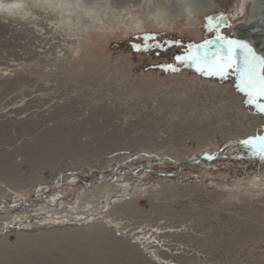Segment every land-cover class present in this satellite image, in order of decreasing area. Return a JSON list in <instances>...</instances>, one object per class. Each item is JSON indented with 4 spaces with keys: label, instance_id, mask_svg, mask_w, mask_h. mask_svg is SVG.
<instances>
[{
    "label": "rangeland",
    "instance_id": "rangeland-1",
    "mask_svg": "<svg viewBox=\"0 0 264 264\" xmlns=\"http://www.w3.org/2000/svg\"><path fill=\"white\" fill-rule=\"evenodd\" d=\"M75 1L81 14L70 19L44 9L25 19L0 11V39L7 43L0 41V54L9 62L0 60V199L38 207L25 205L5 217L20 220L0 237V263L29 257L37 263L74 262L81 251L96 249L97 234H106V245L126 250L125 264H147L148 256L155 264H264V157L240 143L264 135V113L247 103L231 70L221 79L175 60L189 45L215 39L216 28L209 31L208 24L216 18L220 35L243 40L235 32L238 22L230 21L234 0H211L214 8L200 20L172 14L177 0ZM85 11L90 17H81ZM145 36L155 37L147 51ZM205 152L217 159L181 166ZM125 161L128 169L119 167ZM67 173L87 184L116 177L112 185L94 184L81 193V182L76 191L69 185L57 189L67 204L58 206L62 217L56 222L58 213L49 205L57 196L45 187L56 186L60 175L73 183L76 178ZM112 195L119 199H113L110 216L85 223ZM82 203L83 212L91 213L76 216ZM38 222L49 225L29 229ZM25 224L31 225L21 229ZM136 237L143 242L140 249L128 243ZM110 253L101 264L116 260Z\"/></svg>",
    "mask_w": 264,
    "mask_h": 264
},
{
    "label": "bare ground",
    "instance_id": "bare-ground-1",
    "mask_svg": "<svg viewBox=\"0 0 264 264\" xmlns=\"http://www.w3.org/2000/svg\"><path fill=\"white\" fill-rule=\"evenodd\" d=\"M234 6H233V10L231 11V22H233V23H236V22H238V24L236 25V26H234L235 27V32L237 33V37L239 38V39H243V40H245V41H248V42H250L251 44H253L254 46H255V48H256V50H257V53L259 54V55H264V0H234ZM1 4H2V6H1ZM211 4V0H177V1H175V6H174V8L172 9V14H175V15H177V14H180V15H184V16H186V18L187 19H192V20H200L202 17H203V14L205 13V14H207L210 10H212L213 8H214V5H210ZM92 9H95V7L94 6H92L91 7ZM50 10L52 13L53 12H55V16H57L58 18H59V16H64L65 18H68V19H70V17H71V15L73 14V16H75V15H77V14H81V12L80 11H77L76 10V1L75 0H70V1H66V0H4V1H1L0 2V11L1 12H3V13H7L8 15H10L11 17H21V19L22 18H24L25 19V17L28 15L29 17H33V16H35V15H38V16H40L41 15V11L42 10ZM232 9V8H231ZM75 12H77V13H75ZM75 13V14H74ZM35 14V15H34ZM44 14V13H43ZM48 14H50V13H48ZM200 14V15H199ZM82 15L83 16H81V17H90L89 16V13L88 12H83L82 13ZM46 17V16H45ZM229 17V16H228ZM1 18V17H0ZM10 18V17H9ZM49 18V17H48ZM3 19V18H2ZM16 19V18H15ZM60 19V18H59ZM186 19V20H187ZM8 20V19H7ZM11 20V19H10ZM19 20V19H18ZM28 20V19H27ZM39 20V19H38ZM57 20V19H56ZM1 22H2V20H0ZM12 21V20H11ZM22 21V20H21ZM33 21H35V20H33ZM0 22V23H1ZM5 23V22H4ZM17 23H18V21H17ZM23 23V22H22ZM46 23H48V22H46ZM194 23V22H193ZM40 24V23H39ZM45 24V23H44ZM6 25V24H5ZM3 26V25H2ZM9 26H11V23H10V25ZM17 25H15V27H16ZM44 26V25H43ZM42 26V27H43ZM50 26V25H49ZM23 27V26H22ZM35 27V26H34ZM38 27H39V25H38ZM7 28V27H6ZM13 28V27H12ZM17 28V27H16ZM19 28V27H18ZM49 28H51V26L49 27ZM48 28V29H49ZM2 29H5V28H2ZM11 29V28H10ZM15 29V28H14ZM23 29V28H22ZM26 29V28H25ZM30 28H28V30H29ZM34 29V28H33ZM38 29V28H37ZM47 29V30H48ZM54 29V28H53ZM22 31V30H20V29H16V31ZM27 30V31H28ZM42 30V29H41ZM45 30V29H44ZM7 31V30H6ZM5 31V32H6ZM9 31V30H8ZM11 31V30H10ZM26 31V30H25ZM24 31V32H25ZM33 31H35V29L33 30ZM43 31V30H42ZM52 31V30H51ZM2 32V31H1ZM4 32V31H3ZM14 32H15V30H14ZM13 32V33H14ZM41 32V31H40ZM40 32H38V33H40ZM53 32V31H52ZM8 33V32H7ZM9 33H11V32H9ZM8 33V34H9ZM18 33V32H17ZM17 33H14V34H17ZM27 33V32H26ZM49 34H51L50 32H48ZM14 34H12V35H14ZM25 34V33H24ZM29 34V33H28ZM0 35H2V33L0 34ZM7 35V34H6ZM10 35V34H9ZM3 36V35H2ZM19 36V35H18ZM24 36V35H23ZM23 36H21V39H22V37ZM35 36V35H34ZM41 36H42V33H41ZM48 36V35H47ZM51 36H53V35H51ZM12 37V36H11ZM15 37H16V35H15ZM30 37H31V35H30ZM29 37V38H30ZM5 38H7L6 36H5ZM20 38V37H19ZM45 38V37H44ZM43 38V39H44ZM48 38H49V36H48ZM2 39V38H1ZM1 39H0V41H1ZM9 39H10V37H9ZM9 39H7V41L9 40ZM12 39V38H11ZM10 39V40H11ZM14 39V38H13ZM17 39V38H16ZM15 39V40H16ZM23 39H25V38H23ZM22 39V40H23ZM45 39H47V38H45ZM51 39V38H50ZM4 40V39H3ZM10 40L8 41V46H9V43H11L10 42ZM18 40V39H17ZM21 40V41H22ZM27 40V39H26ZM36 40H38V39H36ZM40 41V40H39ZM50 41V40H49ZM2 43H4V45L5 44H7V43H5V41L3 42V41H1ZM31 42V41H30ZM44 42V41H43ZM21 43V42H20ZM20 43H19V46H20ZM24 43V42H23ZM38 43V42H37ZM12 44V43H11ZM26 44V43H25ZM30 44V43H29ZM41 44V43H40ZM48 44H50V43H48ZM52 45V44H51ZM6 46V45H5ZM12 46V45H11ZM33 46V45H32ZM41 46H43V45H41ZM1 47V46H0ZM2 47H3V45H2ZM7 47V46H6ZM27 47V46H26ZM19 48V51H16V52H20V48L21 47H18ZM28 48V47H27ZM27 48H26V50H27ZM23 49V47L21 48V50ZM29 49H31L30 47H29ZM39 49V48H38ZM2 50H3V48H2ZM33 50H34V48H33ZM44 50V49H43ZM9 51V50H8ZM11 51V50H10ZM4 52V51H3ZM6 52V51H5ZM12 52H13V50H12ZM22 52V51H21ZM20 52V53H21ZM24 52H25V49H24ZM26 52H29V50H27ZM0 53H2L1 51H0ZM8 52H6L5 54H7ZM9 54H10V52H9ZM9 54L7 55V56H9ZM13 54V53H12ZM11 54V55H12ZM29 54H30V52H29ZM1 55L2 54H0V58H1ZM15 55V54H14ZM13 55V56H14ZM17 55V54H16ZM16 55H15V57H16ZM19 55V54H18ZM17 55V56H18ZM21 55V54H20ZM23 55H24V53H23ZM35 55H38V53L37 54H35ZM34 55V56H35ZM40 55V54H39ZM24 56H26V55H24ZM24 56H21V57H24ZM33 56V55H32ZM20 57V56H19ZM10 58H12V57H10ZM14 58V57H13ZM18 58V57H17ZM25 58V57H24ZM35 59L37 58V57H34ZM3 58H1L0 60H2ZM6 59V58H5ZM15 59V58H14ZM20 59V58H19ZM8 60H12V59H8ZM7 60V61H8ZM23 60V59H22ZM21 60V61H22ZM41 60V59H40ZM3 61H5L4 59H3ZM2 62V61H1ZM12 62V61H11ZM17 62H19V64H20V61H17ZM23 62V61H22ZM7 63H9V62H6L5 61V64H7ZM3 64V63H2ZM4 64V65H5ZM22 65V64H21ZM1 67H2V65H0ZM10 66V65H9ZM5 70V69H4ZM3 70V71H4ZM7 70V69H6ZM2 71V72H3ZM10 72H12V71H10ZM5 74V73H4ZM3 74V77L4 76H8V75H4ZM2 76V75H1ZM230 79V78H229ZM237 83V82H236ZM208 86V85H207ZM204 87V86H203ZM229 88V87H228ZM231 90V89H230ZM229 89H228V91H230ZM44 112V111H43ZM52 112V111H51ZM44 113H46V111L44 112ZM43 113V114H44ZM54 113V112H53ZM38 115V114H37ZM48 115V114H47ZM39 117V116H38ZM45 117H47V116H45ZM40 118H42V117H40ZM42 142H43V140H42ZM62 143V142H61ZM71 146V145H70ZM43 148V147H42ZM42 150V149H41ZM46 151V150H45ZM122 151V150H121ZM220 152V151H219ZM206 153V152H205ZM226 153V152H225ZM210 154V153H209ZM145 155V154H144ZM213 155V154H212ZM215 155H218V154H215ZM227 155H228V153H227ZM249 155V154H248ZM245 156H247V155H245ZM135 157V156H134ZM215 157H217V156H215ZM223 157H224V155H223ZM226 157V156H225ZM232 159V158H231ZM188 160H194V159H188ZM187 160V161H188ZM128 161V160H127ZM132 161H134V160H132ZM232 161V160H231ZM179 163V162H178ZM127 164V163H126ZM126 164H123V166L125 167V168H129V165H126ZM137 164V163H136ZM193 165V164H192ZM11 166V165H10ZM181 167V166H180ZM179 167V168H180ZM67 168V167H66ZM71 168V167H70ZM73 168V167H72ZM143 169H142V171H139L138 172V174H136L135 175V178H137L136 179V182L137 181H139V176L141 177V176H143V173L145 174L146 173V171H147V168H144V167H142ZM76 169V168H75ZM114 169V168H113ZM151 169V168H150ZM181 169V168H180ZM183 169V168H182ZM3 170V169H2ZM4 170H5V168H4ZM57 170H58V168H57ZM120 170V172H122V170H121V168L119 169ZM192 170V169H191ZM115 171V170H114ZM4 172V171H3ZM6 172V171H5ZM113 172V171H112ZM129 172L131 173V170H129ZM137 172V171H136ZM152 172H154V171H152ZM111 173V172H110ZM122 174V173H121ZM164 174V173H163ZM5 175V174H4ZM67 175V174H66ZM110 175H112V174H110ZM115 175V174H114ZM113 175V176H114ZM118 175V174H117ZM10 176H11V174H10ZM35 176V175H34ZM64 176H65V174H64ZM177 176V175H176ZM104 177V176H103ZM115 177H116V175L113 177V178H111V179H107V178H101V180H96V183H94V184H101V185H112L113 183V181H114V179H115ZM133 177V176H132ZM54 178V177H53ZM118 178V177H117ZM42 179V178H41ZM66 179H63V183H64V181H65ZM119 180V179H118ZM53 181V180H52ZM55 181V180H54ZM80 181V180H79ZM116 181V180H115ZM120 181V180H119ZM50 182V181H49ZM121 182V181H120ZM82 185H83V188L82 189H80V185L79 186H77V185H73V187L74 186H77L75 189H73V190H79L80 189V191H78L79 193H81V192H85L86 190H84V189H88V190H90L89 188L91 187V186H93V185H91L90 183L89 184H87V183H85V182H82L81 183ZM153 184V183H152ZM162 184V183H161ZM34 185V184H33ZM44 184H40L39 185V188H42V186H43ZM139 186H144L143 184L142 185H139ZM146 186H147V184H146ZM35 187V186H34ZM54 187L55 186H53V184H51V185H49L48 184V186H46L45 188H49V190H48V194L50 195V196H52V192H54L53 191V189H54ZM68 187V186H67ZM8 188V187H7ZM45 188H42V189H45ZM31 189V188H30ZM111 189V188H110ZM131 189V188H130ZM101 190V189H100ZM135 190V189H134ZM9 191V190H8ZM30 191H32L33 193H35V190L33 191V190H30ZM38 191V190H37ZM61 191V190H60ZM74 191V192H75ZM130 191V190H129ZM11 192V191H10ZM70 192V191H69ZM132 192V191H131ZM2 193V192H1ZM16 193V192H15ZM22 193V192H21ZM76 193V192H75ZM40 194H42L43 196L45 195V192L44 191H41V193ZM39 193H38V195H40ZM54 194V193H53ZM89 194V193H88ZM95 194V193H94ZM7 195H8V193H7ZM27 195V194H26ZM79 195V194H78ZM77 195V196H78ZM93 195V194H92ZM16 196H18V195H16ZM46 196V195H45ZM76 196V197H77ZM84 196V195H83ZM126 196V195H125ZM129 196V195H128ZM53 197V196H52ZM95 197V196H94ZM123 196L121 195V198H122ZM33 198V197H32ZM40 198V197H39ZM68 198V197H67ZM67 198H66V200H67ZM115 198H118L119 199V195H112L110 198L108 197V199H107V203H106V206L105 207H103L98 213H97V215L96 216H94V217H92V215H87V213H91L90 211H91V209H89L88 211H85V212H83L84 211V206H83V203H82V206H80L79 204H78V209L77 210H75L74 209V211H76V216H80V215H83V217H84V215H85V213H86V215L87 216H85V223H93V221L94 222H98V223H102L101 221H103V220H105L106 218H108L109 216H108V214L113 210V208H114V206H115V201L113 200V199H115ZM127 198V197H126ZM48 199V198H47ZM74 199V198H73ZM80 199V198H79ZM117 199V200H118ZM1 200H3V199H0V213L2 212V214H4L3 216H4V218H3V216L1 217V219L3 218L4 219V223L3 224H1L0 225V237L1 236H3L5 233H6V231L8 230V228L9 227H11L12 226V222H18L19 220H20V218L18 217V219H14V220H12L11 221V219H13V217L11 218V219H5V217H7V216H9L10 214H13L14 212H15V210H20L21 209V207H25V205L26 206H30V208H33L35 211H36V209L35 208H38V207H34V206H32V204L30 205V204H27V202H26V200H18L17 202H14V203H11V202H9V201H6V202H2ZM6 200H7V198H6ZM32 200V199H31ZM71 200V199H70ZM83 200V199H82ZM29 201V200H28ZM40 201V200H39ZM38 201V202H39ZM93 201V200H92ZM119 201V200H118ZM52 202V201H51ZM64 202H66L65 201V199H63V198H58V199H54V202L52 203V205H49V208H52V209H54L55 210V212H57L58 210V212H60V209H58V206H61V205H63L64 204ZM80 202H82V201H80ZM79 202V203H80ZM87 204H90V201H87L86 202ZM66 204H67V202H66ZM68 204H71V203H68ZM35 205H37V204H35ZM40 205V204H39ZM73 206H75V204H73ZM47 207V206H46ZM45 207H43L42 206V208H40V209H38V210H42V209H44ZM57 208V209H56ZM51 209V210H52ZM51 210H50V212H51ZM53 210V211H54ZM62 210H63V208H62ZM71 211H73V210H71ZM11 212H13V213H11ZM57 212V213H58ZM31 213V212H30ZM63 213V212H62ZM70 213V212H69ZM59 214V213H58ZM75 214V213H74ZM15 215V214H14ZM62 217V216H61ZM82 217V218H83ZM15 218V217H14ZM67 218V217H66ZM81 218V219H82ZM89 218H91V219H89ZM108 220V219H107ZM2 223V222H1ZM33 223H35V222H33ZM65 223V222H64ZM52 224H54V223H52ZM56 224V223H55ZM110 224V223H109ZM120 224V223H119ZM3 225L4 226H6L7 228H4L3 227ZM28 225H31V224H25V225H23V226H21V229L22 228H24V227H27ZM46 225H47V223L46 222H38V223H36V225L35 226H30L29 227V229H32L33 227L35 228V229H38V227H40V228H43V227H46ZM51 225V224H50ZM76 225V224H75ZM70 226V225H69ZM82 226H85V224L84 225H82ZM88 226H90V225H88ZM117 226H119V225H117ZM52 227V226H51ZM74 227H76V226H74ZM99 227V226H98ZM48 228V227H47ZM66 228V227H65ZM70 228H73V227H70ZM70 228H68V229H70ZM53 229V228H52ZM78 229V228H77ZM120 229H122V228H120ZM158 229V228H157ZM159 229H160V227H159ZM162 229V228H161ZM63 230H64V228H63ZM109 230V229H108ZM123 230V229H122ZM163 230V229H162ZM25 231H30V230H25ZM50 231V230H49ZM154 233L156 232V231H153ZM154 233H152V235H151V238L154 236ZM26 235H28V237H30V235L29 234H31V233H25ZM127 234V233H126ZM130 234V233H129ZM159 234L161 235V232H159ZM106 235V234H105ZM104 235V236H105ZM121 235L123 236V232H121ZM96 236V235H95ZM104 236H102V235H99V234H97V237H98V241H99V244H96V249L94 248V247H92V248H94L93 250V252L90 254V251H85V250H83V251H81V253H82V257L79 259V260H76V261H74V262H72V261H70V260H73L72 258L70 259V260H63V261H55V262H57L58 264H101L102 262H104V260H102V259H104L105 258V255H106V252H108V253H110L111 255H112V253L114 254V256L116 257V258H114V259H116V260H114V262L112 261L110 264H125V258H124V256H126L127 254H125L124 255V252H126V250H124L120 245H118V246H109V245H106L107 244V239L106 238H104ZM116 236V235H115ZM121 236V237H122ZM159 236V235H158ZM158 236H157V238H158ZM84 237V236H83ZM120 237V238H121ZM3 238V237H2ZM31 238V237H30ZM72 238V237H71ZM85 238V237H84ZM154 238H155V236H154ZM1 239V238H0ZM69 239V238H68ZM97 239V238H96ZM69 240H71V239H69ZM130 241V242H129ZM132 241V242H131ZM140 240H138V237H136V238H134L133 240H128V243H129V245L130 246H132L133 248H138V249H140L141 248V245H142V243L141 242H139ZM157 241V240H156ZM74 242V241H73ZM76 243V242H75ZM104 243V244H103ZM85 244V243H84ZM83 244V245H84ZM93 244H95V243H93ZM112 244V243H111ZM123 244V243H122ZM93 246V245H92ZM144 246L145 245H143V248H144ZM152 248L153 247H156V249H157V246H151ZM126 248H128V247H126ZM125 248V249H126ZM132 248V249H133ZM89 249V248H88ZM149 249H150V247H149ZM155 249V248H154ZM79 250V249H78ZM77 250V251H78ZM173 250V249H172ZM172 250H171V252H172ZM73 251V250H72ZM135 251V250H134ZM136 251H137V249H136ZM145 251V250H144ZM156 251V250H155ZM166 251V250H165ZM129 252V251H128ZM147 252V251H146ZM145 252V253H146ZM73 253H75V252H73ZM80 253V252H79ZM149 253V252H148ZM154 253V252H153ZM163 253V252H162ZM176 253V252H175ZM169 254V253H168ZM71 255V254H70ZM75 255V254H74ZM74 255H72V257L74 258ZM109 255V254H108ZM141 255V254H140ZM144 255V254H143ZM160 255H161V253H160ZM163 255V254H162ZM68 256H69V254H68ZM89 256V258H86V257H88ZM90 256H91V258H93V260L90 258ZM129 256V255H128ZM132 256V255H131ZM169 256V255H168ZM71 257V256H70ZM152 256H148V258H146L145 257V259H148V263L150 262V263H154L155 262V260H153L152 258H151ZM154 257H157V256H155L154 255ZM161 257V256H160ZM165 257V256H164ZM170 257H171V255H170ZM59 258V257H58ZM63 258V257H62ZM78 258V257H77ZM129 258H130V256H129ZM172 258V257H171ZM176 258V257H175ZM49 259V258H48ZM75 259V258H74ZM106 259L108 260V256L106 257ZM133 259V258H132ZM138 259V258H137ZM142 259V258H141ZM173 259H174V256H173ZM6 260V259H5ZM10 260V259H9ZM55 260V259H54ZM135 260V259H134ZM167 261V260H166ZM173 261V260H172ZM52 261L51 260H47V261H45V262H35L33 259H32V257H29L26 261H24V262H21V263H19V264H52L51 263ZM127 262V261H126ZM132 262V261H131ZM137 262V261H136ZM141 262V261H140ZM167 262H169V261H167ZM15 263V262H14ZM56 263V264H57ZM143 263V262H142ZM147 263V264H148ZM0 264H13L12 262H10V261H5V262H1ZM17 264V263H16ZM109 264V263H108ZM144 264V263H143ZM155 264V263H154Z\"/></svg>",
    "mask_w": 264,
    "mask_h": 264
},
{
    "label": "snow or ice",
    "instance_id": "snow-or-ice-1",
    "mask_svg": "<svg viewBox=\"0 0 264 264\" xmlns=\"http://www.w3.org/2000/svg\"><path fill=\"white\" fill-rule=\"evenodd\" d=\"M221 20L209 21L208 30L216 28L215 39H205L203 43L191 44L183 55L175 56L176 61L190 64L209 76L227 77L229 71L235 73L237 78L236 88L247 97V103L254 105L256 110L264 113V55H259L245 40L231 39L219 34L218 25ZM155 39L145 36L144 49L147 51V41ZM176 43H179L178 41ZM155 47H161L156 44ZM139 50V45L136 46ZM166 67L175 71L173 65ZM241 145L254 155L264 157V135L250 136L240 141Z\"/></svg>",
    "mask_w": 264,
    "mask_h": 264
},
{
    "label": "built area",
    "instance_id": "built-area-1",
    "mask_svg": "<svg viewBox=\"0 0 264 264\" xmlns=\"http://www.w3.org/2000/svg\"><path fill=\"white\" fill-rule=\"evenodd\" d=\"M126 163H128V162L125 161V162L119 164V167H120V166H123V164H126ZM124 166H125V165H124ZM144 168H148V169H149L150 167L148 166V167H144ZM141 169H143V168H141ZM141 169H140V171H141ZM138 171H139V170H138ZM67 174L70 175V176H73L74 179L76 178L75 180L73 179L74 182H73V183H72V182H64V183H63V176L60 175V176H58L59 178H58V180H57V182H56V186L54 187L53 191L56 190V191L58 192V190L61 189V188L63 187V185H65V186H66V185H69V186L73 187V185H77L79 182L82 183L81 180L79 181V180L77 179V177L75 176L74 173H67ZM97 180H101V179H97ZM95 182H96V181H95ZM93 184H94V183H93ZM93 184H91V185H93ZM57 187H59V188H57ZM57 189H58V190H57ZM52 194H53V192H52ZM61 195H62L61 192H58V193L53 194V197H52V196H51V197H52V198H55V196H57V198H55V199H58V198H59V199H60V198L65 199L64 197H61ZM53 201H54V199L52 200V202H53ZM59 218H61L59 214L53 216V220H55L56 222H57V220H58ZM53 220H52V221H53ZM77 220H78L77 218L74 219V220L72 219L73 224H75L76 222L79 223V222H78L79 220H78V221H77ZM47 225H49V224H47Z\"/></svg>",
    "mask_w": 264,
    "mask_h": 264
},
{
    "label": "water",
    "instance_id": "water-1",
    "mask_svg": "<svg viewBox=\"0 0 264 264\" xmlns=\"http://www.w3.org/2000/svg\"><path fill=\"white\" fill-rule=\"evenodd\" d=\"M216 19H219V18H216ZM214 159H217V157H215L212 154L204 153L203 155H201L200 157H198L195 160H192V161L188 160V161L182 162L181 166H183V165H191V164H198L201 160H206V161L209 162V161L214 160Z\"/></svg>",
    "mask_w": 264,
    "mask_h": 264
},
{
    "label": "flooded vegetation",
    "instance_id": "flooded-vegetation-1",
    "mask_svg": "<svg viewBox=\"0 0 264 264\" xmlns=\"http://www.w3.org/2000/svg\"><path fill=\"white\" fill-rule=\"evenodd\" d=\"M220 19V18H219ZM214 20H217V19H214Z\"/></svg>",
    "mask_w": 264,
    "mask_h": 264
}]
</instances>
